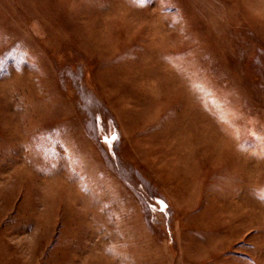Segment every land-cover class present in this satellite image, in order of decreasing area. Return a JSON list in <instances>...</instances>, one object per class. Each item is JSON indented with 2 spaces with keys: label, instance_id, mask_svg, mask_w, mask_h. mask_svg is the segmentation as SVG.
Here are the masks:
<instances>
[{
  "label": "rangeland",
  "instance_id": "374dc122",
  "mask_svg": "<svg viewBox=\"0 0 264 264\" xmlns=\"http://www.w3.org/2000/svg\"><path fill=\"white\" fill-rule=\"evenodd\" d=\"M0 264H264V0H0Z\"/></svg>",
  "mask_w": 264,
  "mask_h": 264
},
{
  "label": "snow or ice",
  "instance_id": "6c2138e0",
  "mask_svg": "<svg viewBox=\"0 0 264 264\" xmlns=\"http://www.w3.org/2000/svg\"><path fill=\"white\" fill-rule=\"evenodd\" d=\"M115 138H116L115 136L111 137V139H115ZM106 142H107V138H106Z\"/></svg>",
  "mask_w": 264,
  "mask_h": 264
},
{
  "label": "bare ground",
  "instance_id": "6f19581e",
  "mask_svg": "<svg viewBox=\"0 0 264 264\" xmlns=\"http://www.w3.org/2000/svg\"><path fill=\"white\" fill-rule=\"evenodd\" d=\"M98 24V23H97ZM85 25V24H84ZM94 27H97V26H94Z\"/></svg>",
  "mask_w": 264,
  "mask_h": 264
}]
</instances>
